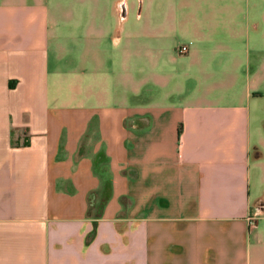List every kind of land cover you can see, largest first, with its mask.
<instances>
[{
  "label": "crops",
  "instance_id": "crops-1",
  "mask_svg": "<svg viewBox=\"0 0 264 264\" xmlns=\"http://www.w3.org/2000/svg\"><path fill=\"white\" fill-rule=\"evenodd\" d=\"M0 264H264V0H0Z\"/></svg>",
  "mask_w": 264,
  "mask_h": 264
},
{
  "label": "built area",
  "instance_id": "built-area-1",
  "mask_svg": "<svg viewBox=\"0 0 264 264\" xmlns=\"http://www.w3.org/2000/svg\"><path fill=\"white\" fill-rule=\"evenodd\" d=\"M189 52V49L187 46H182L179 49V53L181 55H186ZM248 226H249V231H252L253 229H255L257 227V219L254 217H249L248 219Z\"/></svg>",
  "mask_w": 264,
  "mask_h": 264
},
{
  "label": "trees",
  "instance_id": "trees-1",
  "mask_svg": "<svg viewBox=\"0 0 264 264\" xmlns=\"http://www.w3.org/2000/svg\"><path fill=\"white\" fill-rule=\"evenodd\" d=\"M105 202H106V199H103L100 206H99L100 209H101L102 205L105 204Z\"/></svg>",
  "mask_w": 264,
  "mask_h": 264
}]
</instances>
